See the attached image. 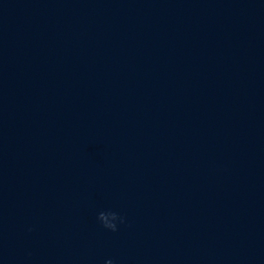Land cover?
Returning <instances> with one entry per match:
<instances>
[{
	"label": "clouds",
	"instance_id": "obj_1",
	"mask_svg": "<svg viewBox=\"0 0 264 264\" xmlns=\"http://www.w3.org/2000/svg\"><path fill=\"white\" fill-rule=\"evenodd\" d=\"M97 220L102 228L111 232H117L119 230V225L126 222V218L124 216L111 210L98 212ZM31 230L32 229H29V231ZM105 264H115V262L112 259H108L105 261Z\"/></svg>",
	"mask_w": 264,
	"mask_h": 264
}]
</instances>
